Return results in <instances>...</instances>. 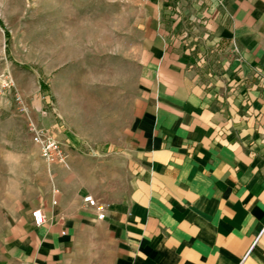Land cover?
<instances>
[{"label":"crops","instance_id":"obj_1","mask_svg":"<svg viewBox=\"0 0 264 264\" xmlns=\"http://www.w3.org/2000/svg\"><path fill=\"white\" fill-rule=\"evenodd\" d=\"M141 7L132 89L56 96L66 165L10 209L0 264H264V0Z\"/></svg>","mask_w":264,"mask_h":264},{"label":"rangeland","instance_id":"obj_2","mask_svg":"<svg viewBox=\"0 0 264 264\" xmlns=\"http://www.w3.org/2000/svg\"><path fill=\"white\" fill-rule=\"evenodd\" d=\"M142 3L0 0V239L10 209L26 200L46 163L29 123L54 133L47 121H60L58 94L89 110L132 89L130 56Z\"/></svg>","mask_w":264,"mask_h":264},{"label":"built area","instance_id":"obj_3","mask_svg":"<svg viewBox=\"0 0 264 264\" xmlns=\"http://www.w3.org/2000/svg\"><path fill=\"white\" fill-rule=\"evenodd\" d=\"M45 112H43L44 114ZM29 132L31 133L32 142L38 146L40 150L41 157L45 160L47 164L58 163L66 165V151L64 145L54 136V134L42 127H38L35 123H29ZM83 201L91 208H94L98 215V219L104 218V206L99 205L92 197L86 196ZM31 218L34 226L40 227L46 222V218L40 208H34L31 210ZM264 237V225L262 226L259 233L256 235L254 242L250 248L257 243V241Z\"/></svg>","mask_w":264,"mask_h":264}]
</instances>
